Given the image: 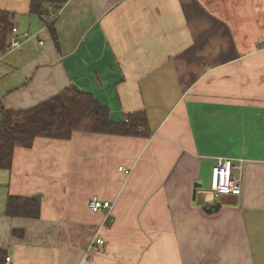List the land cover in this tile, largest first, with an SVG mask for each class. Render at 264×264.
Masks as SVG:
<instances>
[{"label":"crops","instance_id":"0c3cea01","mask_svg":"<svg viewBox=\"0 0 264 264\" xmlns=\"http://www.w3.org/2000/svg\"><path fill=\"white\" fill-rule=\"evenodd\" d=\"M29 7L0 0L34 36L0 54V109L74 87L114 122L144 113L150 136L15 150L0 170L5 264H264V0H67L56 40ZM216 158L244 161L240 195L208 190ZM8 196L38 197L40 218L6 217ZM92 199L111 203L110 229Z\"/></svg>","mask_w":264,"mask_h":264},{"label":"trees","instance_id":"16d2710c","mask_svg":"<svg viewBox=\"0 0 264 264\" xmlns=\"http://www.w3.org/2000/svg\"><path fill=\"white\" fill-rule=\"evenodd\" d=\"M66 1L30 0V14L37 16L48 26L54 40L57 39L54 30L57 17H49L57 15ZM14 26V16L0 11V54L8 52V42ZM75 133L141 138L150 136L144 113L128 114L124 121L114 122L110 119L108 109L90 93L69 87L29 110L0 109V170L10 171L14 151L32 149L36 139L65 142ZM208 185L209 181L207 187ZM4 215L8 218L37 220L40 218V201L33 197L8 196ZM12 236L22 238L23 233L14 231ZM6 258V252L0 250V264H5Z\"/></svg>","mask_w":264,"mask_h":264},{"label":"built area","instance_id":"2783aa9c","mask_svg":"<svg viewBox=\"0 0 264 264\" xmlns=\"http://www.w3.org/2000/svg\"><path fill=\"white\" fill-rule=\"evenodd\" d=\"M56 15L49 17L54 19ZM34 36L29 35L26 32L20 33L16 26L12 29V36L8 42V51H14L19 49L25 42ZM42 43H40L41 45ZM215 163L211 169L208 190L211 191L213 197L217 198L223 194L240 195L241 184L243 178L244 161L239 160L233 162L228 158H216ZM124 173H128L122 168ZM89 210L94 214L106 213L104 220V229L108 230L113 224V220L108 216L112 209V205L108 201H101L98 199H92L88 202ZM91 247V251L99 252L105 249V242L102 238L94 241ZM6 263H9V258H6Z\"/></svg>","mask_w":264,"mask_h":264},{"label":"water","instance_id":"95a60500","mask_svg":"<svg viewBox=\"0 0 264 264\" xmlns=\"http://www.w3.org/2000/svg\"><path fill=\"white\" fill-rule=\"evenodd\" d=\"M35 198H37V199H38V197H35Z\"/></svg>","mask_w":264,"mask_h":264},{"label":"rangeland","instance_id":"374dc122","mask_svg":"<svg viewBox=\"0 0 264 264\" xmlns=\"http://www.w3.org/2000/svg\"><path fill=\"white\" fill-rule=\"evenodd\" d=\"M205 182H206V180H205ZM208 182V181H207Z\"/></svg>","mask_w":264,"mask_h":264}]
</instances>
